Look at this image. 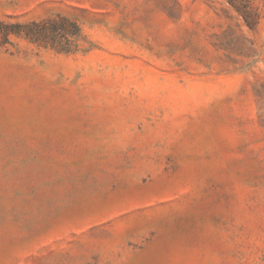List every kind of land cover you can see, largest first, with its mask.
Segmentation results:
<instances>
[{
  "label": "rangeland",
  "instance_id": "374dc122",
  "mask_svg": "<svg viewBox=\"0 0 264 264\" xmlns=\"http://www.w3.org/2000/svg\"><path fill=\"white\" fill-rule=\"evenodd\" d=\"M0 264H264V0H0Z\"/></svg>",
  "mask_w": 264,
  "mask_h": 264
},
{
  "label": "trees",
  "instance_id": "16d2710c",
  "mask_svg": "<svg viewBox=\"0 0 264 264\" xmlns=\"http://www.w3.org/2000/svg\"><path fill=\"white\" fill-rule=\"evenodd\" d=\"M77 27V29L79 28L77 25H75Z\"/></svg>",
  "mask_w": 264,
  "mask_h": 264
}]
</instances>
